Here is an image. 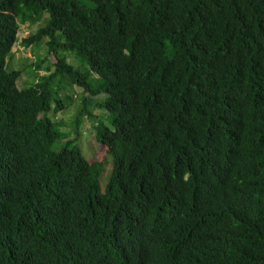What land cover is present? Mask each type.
Instances as JSON below:
<instances>
[{
	"label": "trees",
	"instance_id": "trees-1",
	"mask_svg": "<svg viewBox=\"0 0 264 264\" xmlns=\"http://www.w3.org/2000/svg\"><path fill=\"white\" fill-rule=\"evenodd\" d=\"M0 264H264V0H0Z\"/></svg>",
	"mask_w": 264,
	"mask_h": 264
},
{
	"label": "rangeland",
	"instance_id": "rangeland-1",
	"mask_svg": "<svg viewBox=\"0 0 264 264\" xmlns=\"http://www.w3.org/2000/svg\"><path fill=\"white\" fill-rule=\"evenodd\" d=\"M42 24H44V20H41L34 24H20L19 26L18 42L12 49L13 57L11 58V62L9 64V68L21 69L22 73L17 79V84L19 87L35 83V81L40 79L41 75H44L46 73V69L43 68L45 63L41 61L42 57H44L47 52L46 38H43L37 45L31 44L28 46H24L23 43H21V39L23 37L35 32V30ZM39 60L41 61V63L39 62ZM70 61L74 64V66L78 65L76 63L78 60L75 62L74 60L70 59ZM38 62L39 67L34 68V65H36ZM26 64L31 67H26ZM76 91L77 94H73L75 100L78 99V93H80L78 90ZM99 98L100 97H95L91 102L99 100ZM74 99L72 100L71 105L66 107L64 110L59 111L53 117V120L62 121L63 125L61 129L64 131V133H66V135L62 139H72L75 143L78 142L82 154L89 162L92 163L95 161H105L104 169L101 170L100 175V182L105 183L108 174L110 173V158L105 153V147L97 142L96 138L94 137L92 123H94L95 120L88 119L86 116H83V122L79 126V131H81V135L79 136L73 129L72 123L74 122L75 115L80 108V102L79 104H77V101H74ZM93 112L101 118H104L105 116V113L103 111L93 110Z\"/></svg>",
	"mask_w": 264,
	"mask_h": 264
}]
</instances>
